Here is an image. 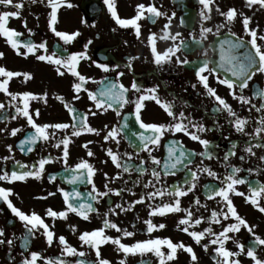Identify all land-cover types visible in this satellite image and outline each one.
<instances>
[{
    "label": "snow or ice",
    "instance_id": "snow-or-ice-1",
    "mask_svg": "<svg viewBox=\"0 0 264 264\" xmlns=\"http://www.w3.org/2000/svg\"><path fill=\"white\" fill-rule=\"evenodd\" d=\"M35 3L36 0H31ZM41 3L44 0H40ZM47 6L50 8L48 13V28L56 37H59L64 44L72 43L79 31L71 33L58 30V10L67 4L72 5L68 0H46ZM202 6L199 10L201 27L199 30V39L192 36V43L202 44L208 40L211 35L213 42L204 48V59L196 66L195 74L198 82L205 89V94L214 99L216 107L214 111L219 114L227 112L228 122L232 125L237 133H242L246 137L245 147L242 149L245 155H240L239 160L245 161L247 157H255L256 151L260 149L262 154L258 157L259 161L264 162V86L254 84V77L257 74L264 75V28H261L258 23L251 26L254 16L248 15L244 11H239L236 7H228L226 10H221L219 4L215 0H198ZM107 11L110 13L115 23L122 27L131 26L137 35L140 36L141 24L138 23L142 19H147L150 23H155L159 17H167V23L162 28V40H170L174 43L163 51H158L156 45V33H150L148 41L151 46V53L154 57V63L161 66L170 63L172 58H176V63L187 65L192 63L187 58L181 60L177 55L182 49L190 48L189 41L182 37L180 32H171L172 19L175 16L173 12L171 16L167 12L161 11L154 3L145 5L140 3L136 5V14L132 18H121L118 15L116 0H103ZM215 11L223 18V21L214 27L204 26L203 22L211 21V13L213 7ZM0 6L5 9L0 11V37L5 38L6 43L14 50L15 54L27 58L34 56L39 62H46L54 66L56 74L60 77L65 74H70L74 81L71 85L74 95L71 100L66 99L63 95L54 94V98L59 101L64 109L67 110L70 116L69 122H43L38 123L37 118L41 112L39 108H32L30 111V102L37 101L47 104L48 93H34L30 90L10 91L9 82L14 77H23L24 81L32 79V73L27 71L9 70L5 66H0V92L6 94L10 99L5 103L0 102V121L16 120L18 117L24 118L26 123L20 127H14L10 130V135L15 137L17 133L26 131V134L19 140L18 149L20 152H32L35 147L45 142H52V147L60 150L59 156H41L36 163L26 164L11 155L14 152L12 145H6L9 155L0 157V161L5 164L0 165V202L4 203L11 213L18 218L25 229L24 234L19 237L21 240L22 257L19 264H113L111 260L103 257L102 246L114 245L118 253H122V257L117 264H128L129 255L135 256L139 254L142 258L137 264H154L153 259H144L148 253H152L156 264H173L178 258V252L188 254L190 264H199V257L194 247L191 244H186L183 241H174L171 237H161L154 235L155 232L167 228L164 222H154L155 217L166 218L170 214H175V229L180 233L189 236L195 245L201 246L205 252L212 248L211 259L214 264H242L241 256L250 258L253 264H264V256L258 254V249L264 246V238L258 235L254 229L255 224H250L247 219L240 215L236 206L233 203L234 196H240L245 199L246 203L251 204L260 213L264 214V182L259 179H252L253 174L259 176L264 172V165L256 167L243 168L234 165L230 162V158L236 155V150L239 146V141H233L231 147L225 152L222 160L224 172L218 173L210 166H198L196 170L189 167L193 163L194 156H200L207 159H215V151H210V142L202 138L200 133H204L209 129L203 124L193 122L190 115H186L183 111L178 114L174 111V104L171 102L162 101L158 96V85L150 89H144L141 85L133 81L130 86H125L120 77L123 72H117L116 78L112 79L105 75L101 79L96 80L93 77H86L77 70L80 61L88 60L90 57L87 54L88 45L92 43L89 40L84 44L83 51H74L67 55H61L56 50L49 53L47 41L42 40L39 43L31 39H20L23 33L9 27L10 18H20L21 9L24 8L23 0L15 2V0H0ZM254 6L260 10H264V0H246V7L250 10H255ZM147 13V15H145ZM240 19L242 24L243 35L231 30V25ZM181 24L185 21L181 18ZM23 26L27 29L29 35H34L31 28H27L26 20L23 21ZM228 29L227 33H222V29ZM179 41V43H175ZM208 49H212L218 56L217 59L207 57ZM67 53V49H62ZM5 53L0 51V59L4 58ZM136 57H129V63L126 67L131 68V61ZM104 73L114 71L107 63H99L93 61ZM116 65L115 68H118ZM207 73V74H204ZM209 76L215 81L224 85L229 89V94L239 103L247 106V112L250 114L255 111L258 116L240 115L233 109L232 105L227 100L221 97L216 88L210 86ZM88 81L97 84L98 87L94 90L89 89L85 85ZM253 82V86H250ZM193 88L195 84L191 85ZM81 93H85L91 106L86 111H79L74 101L81 99ZM154 100L160 105L167 115L171 118L168 123H153L144 122L141 118L142 109L145 107L144 102ZM258 100L259 104L254 102ZM126 106H133L131 112H124ZM9 109L13 111L9 113ZM95 109V111L93 110ZM109 110L120 118L118 122L111 127L105 124L103 128H97L90 124L89 117H95L98 113H106ZM134 117L135 123L138 124V129L133 130L130 124V118ZM255 122L254 131L252 133L245 132V126L250 122ZM128 134L123 135L125 130ZM195 129L196 131H192ZM70 130V131H69ZM7 128L0 129V133L6 132ZM62 132V136L58 138L57 133ZM104 142L113 141L119 145L120 138L129 140L134 147V152L117 153L112 148L106 149L107 156L111 159L114 166L120 170L111 178L122 179L123 174H130L135 171L137 177L132 180L133 187L142 185L143 189H150L146 192L137 194L133 192L131 187L125 189H114L106 183L101 191L97 188L94 182V175L97 168L89 159L81 158L74 165L68 164L70 156V144L74 143L73 138H79L82 134H95L100 136L101 132ZM177 133H183L193 141L199 142L203 151L190 152L183 142L176 138H170L166 141L163 147L166 149V156L162 159L153 155V152L159 149L162 144V139L166 134L175 137ZM138 141V143L136 142ZM252 141H256L252 143ZM94 141L88 140L81 147L86 149L87 157H94L95 153L89 147ZM218 147V146H215ZM146 153V157L140 156V153ZM134 158L139 160V163H134ZM12 160L17 166L9 170L6 167V162ZM61 161L64 165L63 172L65 173L64 181L72 185L71 190L57 187V191L62 194L65 208L63 210H54L51 207L45 211V217L52 218V223H46L45 217H42L37 212L30 211L26 213L20 207L14 205L11 196L14 195L13 188L2 186L4 183L12 184L17 181H25L28 178L41 180L45 172V165ZM105 163L107 161H104ZM183 169L185 175L181 181L173 185H166L164 177L176 175L178 171ZM245 172L246 175H239ZM147 174L150 178L143 181L144 175ZM200 174H206L211 177L216 183L206 184V196L208 200H215L216 207L209 208V205L201 203L199 196L195 195L197 182ZM107 178L108 174L104 173ZM49 182H55L56 174H51L48 177ZM128 181H124L127 185ZM91 185L87 191V198L76 185ZM247 185L248 192L239 191L237 186ZM124 191L129 192L137 197L132 201L124 203H116L114 207H109L108 211L103 214L102 226L82 231L78 237L81 246L87 245L88 251L79 250L71 245L64 235H55V221L57 219H67L69 213L78 215L85 221L90 219L91 213H98V209L90 201L98 202L101 198L108 196L110 193L121 196ZM189 193L193 194V200L187 207L182 206V199ZM55 192H48L46 196H38V199H47L54 196ZM167 197V199H165ZM159 198V202H156ZM148 208L147 218L142 220L144 228L142 229L148 236L143 240H136L134 243H123V237H135L138 229L135 224H132L133 230L130 231L126 227H121L115 221L109 219V215L118 216L120 213L132 211L136 204L146 203ZM193 205L195 208H193ZM201 209L208 210V216L203 215ZM119 210V211H117ZM183 213V215H181ZM140 220V217H136ZM9 223H12L9 221ZM206 226L197 230V226L201 224ZM216 226L215 228L213 226ZM71 231H76L75 225H69ZM107 230H115L119 235L113 237L106 234ZM241 229H246L250 234L251 239L248 241L247 248L245 244L234 235L239 233ZM42 230V234L46 238V243L51 246L55 240L61 246L59 256H43L41 251H29V244L32 238H35L38 232ZM233 234V235H230ZM5 235L4 228L0 227V244H7L9 255L13 246V238L3 239ZM15 237V234H12ZM233 241L236 250H230L226 245L228 241ZM28 252V255H25ZM94 254V259L90 255ZM70 257L74 259H65ZM15 258L12 257V260Z\"/></svg>",
    "mask_w": 264,
    "mask_h": 264
},
{
    "label": "flooded vegetation",
    "instance_id": "flooded-vegetation-1",
    "mask_svg": "<svg viewBox=\"0 0 264 264\" xmlns=\"http://www.w3.org/2000/svg\"><path fill=\"white\" fill-rule=\"evenodd\" d=\"M19 2V0H15ZM24 8L21 9L20 18H10L9 27L16 29L23 33L20 39H31L36 43L42 40L47 41V47L49 53L56 50L61 55H67L74 51H83L84 44L89 40L92 41L88 45L87 54L90 57L88 60L80 61L77 70L86 77H93L96 80L101 79L107 75L112 79L116 78L117 72H123L124 75L120 77V81L125 86L135 81L141 85L144 89H150L154 86L158 87V96L162 101L171 102L174 104V111L178 114L183 111L186 115H190L193 122L203 124L205 128L209 129L204 133H200L202 138L212 142L209 150L215 151V159H207L200 156H194L193 163L189 165L190 168L196 170L198 166H210L213 170L218 173H223L224 168L222 166L223 156L226 151L231 147L233 141H239V146L236 150V155L230 158V162L234 165L241 166L243 168L256 167L257 165H264V162L259 161L258 157L262 154L260 149H254L256 151L255 157H247L245 161H240L239 156L245 155L242 149L245 147L246 140L250 137H246L242 133H237L232 125L228 122L227 112H221L217 114L214 109L216 103L213 98L205 94V89L198 82L195 70L196 66L205 57L203 55L204 48L208 44L213 42V37L210 35L208 40L203 41L202 44L192 43L191 37L194 35L199 39V30L201 27V21L199 17V10L202 7L198 0H116V7L118 15L121 18H132L136 14V5L144 3H154L161 11L167 12L169 16L174 12L175 16L172 19L171 32H180L182 37L189 41L190 48L187 50L182 49L177 55L181 60L187 58L192 63L183 65L176 63V58L173 57L170 63L157 66L154 63V57L151 53V46L148 41L150 33H156V45L158 51H163L167 47L171 46L172 41L162 40L160 37L163 35L162 28L167 23V17H159L155 23H150L147 19H142L138 23L141 24L140 36L137 37L135 30L129 27H122L115 23L110 13L107 11V7L104 5L103 0H68L72 6L68 7L67 4L62 6L58 10V30L67 31L69 33L73 31H79L80 35L70 44H64L59 37H56L54 33L48 28V13L50 8L47 6L46 0L43 3L40 0H36L32 3L31 0H23ZM215 3L219 4L221 10H226L228 7H236L239 11H244L248 15H253L254 20L251 26H255L256 23L264 28V10H260L254 6L255 10H250L246 7V0H215ZM213 11L211 13L212 19L208 22H203L204 26L214 27L221 23L223 18L215 11L214 5H212ZM3 10H15L5 9L0 6V11ZM147 15V13H145ZM181 18L184 19L185 23L181 24ZM27 22V28L33 30L34 35H29L27 29L23 26V21ZM232 31L237 32L239 35H243L242 24L240 19H237L233 25L230 26ZM228 29H222V33H227ZM175 43H179L176 41ZM66 48L67 53L63 52L62 49ZM0 51L5 53L4 58L0 59V66H5L9 70L15 71H27L32 73V79L27 82L24 81L23 77H14L9 82L10 91H24L30 90L34 93H48V102L43 104L42 102L31 101L30 111L32 108H39L41 115L37 118L38 123L43 122H69L70 116L63 105L54 98V94L63 95L66 99L71 100L74 95L71 85L74 78L70 74L60 77L56 74L54 66L46 62L37 61L34 56H28L27 58L18 56L14 50L6 43L5 38L0 37ZM129 57H136L131 61V68L126 67L129 63ZM207 57L217 59L218 56L212 49H208ZM93 61L99 63H107L110 67L115 70L108 73H104L99 67L93 64ZM119 65L118 68H115ZM207 74V73H204ZM2 79V78H0ZM195 84L193 88L191 85ZM210 86L216 88L217 93L225 98L229 104L232 105L233 109L240 115H251L257 117L258 114L252 111L250 114L247 112V106L234 100L229 94V89L218 84L215 79L209 76ZM254 84L264 86V75L257 74L254 77ZM91 90L98 87L97 84L92 81H88L85 85ZM250 86H253V82H250ZM10 98L6 94L0 92V102L5 103ZM257 105L258 100H254ZM79 111H86L92 104L88 100L85 93H81V99L73 102ZM145 107L142 109L141 118L144 122L153 123H168L171 122V118L167 115L164 109L158 105L154 100H147L144 102ZM95 111V109H93ZM133 106H126L124 112H131ZM9 113L13 110L9 109ZM120 120L115 113L109 110L106 113H98L95 117H89V122L92 126L97 128H103L105 124L109 127L116 124ZM26 121L24 118L18 117L16 120L9 119L8 121H0V129L7 128L6 132L0 133V157L9 155L6 145H12L14 152L11 153L15 157V160H19L26 164H34L41 156H59L60 150L52 147V142H45L41 146L38 144L32 152H20L18 149L19 140L26 134L25 131L17 133L15 137L11 136L10 130L14 127H20L25 125ZM130 124L133 130L138 129V124L135 123L134 117L130 118ZM255 122H250L245 126V132L252 133L254 131ZM196 131L195 129H191ZM70 131V130H69ZM105 133L102 131L100 136L95 134H82L79 138H73L74 143L70 144V156L68 159L69 165H74L79 162L81 158L89 159L91 163L97 168L93 179L98 189L101 191L106 190L104 185L107 183L109 187L114 189H125L131 187L133 192L140 194L150 189H143L142 185L133 187L132 180L137 177V173L133 171L130 176L129 174H123L122 179H111L118 170L111 159L106 154L107 148H112L114 152H134V147L130 144L129 140H126L123 135L128 134V130L122 134L119 145L113 141L104 142L102 136ZM58 138L62 136V132L57 133ZM170 138H176L183 142L185 147L190 152H201L203 151L202 145L191 140L183 133H177L175 137H171L170 134H166L162 139V146L153 152V155L164 158L166 156V149L163 145ZM94 141L93 144L89 145L92 151L95 153L94 157H87L86 149L81 145L88 141ZM138 143V141H136ZM256 141H252L255 143ZM218 146V147H215ZM146 153L141 152L140 156L146 157ZM104 161H107L106 163ZM134 163H139L138 159L134 158ZM5 162L0 161V165ZM6 167L11 170L17 166L12 160L6 162ZM64 165L61 161H56L45 165V172L41 180L34 178H28L25 181H17L12 184L4 183L2 186L13 188L14 195L10 197L15 206L20 207L26 213L35 211L42 217H45V211L51 207L54 210H63L65 208L62 194L57 191V187L71 190L72 185L67 184L64 181L65 173L63 172ZM104 173H107V178ZM56 174L57 179L55 182H49V175ZM185 175L183 169L177 172L176 175H169L164 177L166 185H173L178 181H181ZM239 175H246L245 172H241ZM150 177L145 174L142 178L143 181H147ZM252 179H259L264 182V172H261L259 176L253 174ZM124 181H128L127 185ZM216 183L211 177L206 174H200L197 182V188L195 195L199 196L201 203L208 204L209 208L216 207L215 200H219L216 197L215 200H208L206 196V189L204 185ZM78 189L84 193L87 198V191L90 190L91 185H76ZM239 191L248 192L247 185L237 186ZM48 192H55L54 196L48 197L47 199H38V196H46ZM137 197L133 196L127 191H124L121 196L109 194L106 197L101 198L98 202L90 201L98 209V213H91L88 221L83 220L74 213H69L67 219H57L55 221L54 232L58 237L64 235L68 242L77 247L79 250L88 251V246L83 245L78 239L80 233L85 230H92L102 226L103 214L108 211L109 207H114L116 203H124L132 201ZM167 199V197H165ZM182 199V206L187 207L193 200V194L189 193ZM156 202H159V198ZM233 203L237 208V211L250 224H255L257 227L254 231L264 238V214L260 213L251 204L246 203L245 199L240 196L233 197ZM144 204H136L132 211L120 213L118 216L109 215V219L118 223L121 227H126L132 231V224H135L140 231H137L135 237H123V243H134L136 240H143L148 238L147 234L142 230L144 225L142 220L147 218L148 208ZM193 208L195 206L193 205ZM119 211V210H117ZM203 215L208 216L210 212L208 210L201 209ZM183 215V213H181ZM139 216L140 220L136 217ZM177 216L170 214L166 218L155 217L154 222H164L167 224V228L159 230L154 235L161 237H171L174 241H183L186 244H191L199 257V264H214L211 259L212 248L210 247L208 252H205L201 246L195 245L194 241L186 234L180 233L175 229V220ZM46 223L51 224L52 218L45 217ZM11 221L12 223H9ZM69 225H75L76 231L73 232L69 228ZM205 224L197 226V230L205 227ZM0 227L4 228L5 235L3 239L7 240L13 238V246L9 255V249L7 244H0V264H19L21 260L20 252L23 250L21 247V237L25 229L22 223L16 218L6 205L0 202ZM216 227L215 225L213 226ZM15 234V237L12 236ZM106 234L113 237L119 235L115 230H107ZM233 235V234H230ZM240 242L248 246V241L251 239L250 234L246 229H241L239 233L234 234ZM230 250H236L233 241H228L226 245ZM37 250L41 251L43 256H59L61 252V246L54 238V242L51 246L46 243V238L42 234V230L37 233L35 238L30 240L29 251ZM102 255L117 264L118 260L122 257V253H118L115 250V246L108 244L102 246ZM258 254L264 256V246L258 249ZM28 255V252H25ZM12 257L15 259L12 260ZM90 258L94 259V254L90 255ZM142 257L137 254L135 256L129 255L128 264H137ZM144 259H153L154 264L155 258L152 253L146 254ZM65 259H74L65 257ZM242 264H253L250 258L241 256ZM37 264H41L40 261ZM173 264H190L188 254L178 252V258Z\"/></svg>",
    "mask_w": 264,
    "mask_h": 264
}]
</instances>
